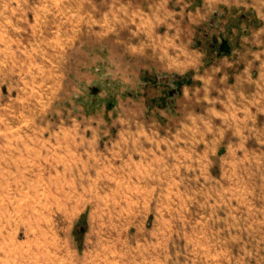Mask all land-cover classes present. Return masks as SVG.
<instances>
[{
  "label": "rangeland",
  "instance_id": "obj_1",
  "mask_svg": "<svg viewBox=\"0 0 264 264\" xmlns=\"http://www.w3.org/2000/svg\"><path fill=\"white\" fill-rule=\"evenodd\" d=\"M106 3L1 27L0 264H264V0L162 2L160 44L261 59L242 128L198 145L175 102L193 71L125 49L152 40L109 33ZM169 75L187 79L170 96ZM138 122L160 150L130 161Z\"/></svg>",
  "mask_w": 264,
  "mask_h": 264
},
{
  "label": "crops",
  "instance_id": "obj_2",
  "mask_svg": "<svg viewBox=\"0 0 264 264\" xmlns=\"http://www.w3.org/2000/svg\"><path fill=\"white\" fill-rule=\"evenodd\" d=\"M105 1L108 7L106 16H108L107 24L110 27L109 33H116L118 30L121 34L127 35L132 31L137 36L146 34L147 38L152 40L151 44L140 40L138 44L130 45L126 41L123 44L125 49L132 47L140 54L148 49L158 53L161 55L160 59L162 58L159 63H156L157 65L154 64L158 71L180 75L188 72L187 70L193 71L189 82L180 87L179 94L175 97L176 106L179 112L183 113L182 117L184 115V122L177 121L180 122L182 131L185 129L193 131V143L196 141V145L207 144L210 135L211 139H214L210 142L211 144L223 142L226 136L225 125L232 120L239 121L234 123L233 128L238 130L242 128L240 123L247 117L242 119L243 115L240 113L244 111V114H247L249 111L245 108L254 105L255 100L252 103L251 98L255 94L254 85L257 86L258 81L254 80L252 73L261 69L256 67L260 65L261 59H247L240 56L238 58L214 56L205 61L201 57L195 59L192 50H188L186 45L177 40L168 45L160 44L162 36L156 33L155 28L161 23V12L167 13L162 3H165V0ZM50 2L55 3V9L51 7ZM96 3L97 0H0V30L3 27L5 33L15 35L17 27L26 28L31 25L30 19L33 12H64V5L72 6V10L69 8L71 12L83 13L94 10L97 13ZM211 46L212 48L220 46L222 49L228 47L223 40L222 42L215 40L213 45H207V51ZM172 49H177L179 54L177 52L171 54ZM137 128L139 130L136 139H129V137L122 139L121 152L127 160L131 161L135 160L133 154L134 150H137L136 159L140 160L142 157L145 161L149 154L154 155L160 150L161 141L155 138L158 133L149 136L146 128H143L139 122Z\"/></svg>",
  "mask_w": 264,
  "mask_h": 264
},
{
  "label": "trees",
  "instance_id": "obj_3",
  "mask_svg": "<svg viewBox=\"0 0 264 264\" xmlns=\"http://www.w3.org/2000/svg\"><path fill=\"white\" fill-rule=\"evenodd\" d=\"M186 80L187 79L185 78V76L179 77V75H169L167 77L166 76L163 77L162 82L165 83V84H168L169 82H172V83H174L176 85L175 90L171 91L169 93V96H170V95H175L178 92V88L181 86V84H183V82H186Z\"/></svg>",
  "mask_w": 264,
  "mask_h": 264
}]
</instances>
